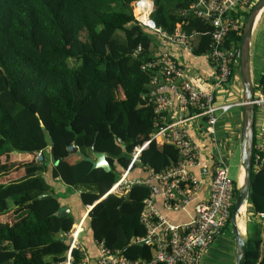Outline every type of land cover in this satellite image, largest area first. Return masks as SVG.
<instances>
[{
	"label": "trees",
	"instance_id": "1",
	"mask_svg": "<svg viewBox=\"0 0 264 264\" xmlns=\"http://www.w3.org/2000/svg\"><path fill=\"white\" fill-rule=\"evenodd\" d=\"M134 1L0 0V158L34 155L19 171L17 165L0 163V264H63L66 259L71 237L64 233L75 219L61 214L64 207L46 179L49 172L67 193L81 191L83 204L91 206L98 242L130 260L155 257L156 243L140 244L148 235L141 221L144 201L154 187L134 183L127 192H110L128 169L135 147L152 138L166 115L156 112L154 102L155 86L169 79L160 62L162 35L135 18ZM194 1L153 0L150 18L172 41L181 31L191 52L208 55L219 69L212 56L216 27L194 13ZM243 27L227 31L220 46L224 51H239ZM239 66V58L231 61L229 78ZM258 88L264 92V74ZM200 112L189 106L187 114ZM94 143L95 151L106 154L111 171L92 168L88 159L94 157ZM180 158L174 143L153 140L132 169L160 173ZM11 211L14 221H3ZM261 213L264 168H253L246 264H264ZM72 255L74 264H81L84 254L74 248Z\"/></svg>",
	"mask_w": 264,
	"mask_h": 264
},
{
	"label": "built area",
	"instance_id": "2",
	"mask_svg": "<svg viewBox=\"0 0 264 264\" xmlns=\"http://www.w3.org/2000/svg\"><path fill=\"white\" fill-rule=\"evenodd\" d=\"M257 1L195 0L191 5L196 15L211 21L216 27L212 56L220 64L218 83H225L229 80V64L240 57L239 51H224L220 47L227 31L238 26V22L232 18V14L240 8H246L249 12ZM140 22L142 23L143 21L140 20ZM147 23L142 24L158 30L156 26L152 27ZM181 33V31H178L177 38L173 40L190 48L189 41L185 40L183 33ZM164 54L160 62L163 63L162 69L165 71L164 73L169 77L168 81H181L179 98L181 116L175 121H170L167 115L162 116L164 125L158 129L148 142L135 147L128 169H126L110 192L119 194L131 184L146 183L140 180L129 183L127 179L128 172L132 169L133 164L140 160L139 156L142 150L150 141L155 140L158 144L169 141L174 143L179 149L181 157L179 162L160 173L148 171L157 180L165 206L171 210H183L191 202L192 196L197 193L200 184V179L190 171L191 166L199 164V154L196 145L189 136L185 126L187 118L183 114L188 113L189 106L201 109L200 113L192 117L203 116L209 129H211L214 128L221 114L228 111L229 106L215 105L214 94L199 89L195 84L188 81L184 67L179 65L177 61H173L168 56L169 54ZM155 81H157V78L154 79ZM154 102L156 112L166 111L167 113L172 104L171 98L165 93H159L155 97ZM252 103L255 109H260L264 114V92L255 95ZM36 159L38 161L43 159L41 152L36 154ZM253 167L256 169L264 168V126L259 130L258 137L254 142ZM202 172L210 177L209 197L208 200L203 199L197 202L194 216L186 223L172 224L153 208V198L156 195L154 190L145 199L141 221L146 226L148 235L147 238L140 241H143L141 243H156L157 251L152 260H130L118 251L112 252L99 242L100 254L98 258L90 261L84 256L81 264H201L203 253L207 247L227 227L231 218V209L234 207L236 199V182L231 177L229 167L224 160L220 159L213 163H203ZM260 217H264V213H261ZM81 230V227H79L67 233L71 237V244L63 264H74L72 255V249L74 248L84 254V250L78 240Z\"/></svg>",
	"mask_w": 264,
	"mask_h": 264
},
{
	"label": "crops",
	"instance_id": "3",
	"mask_svg": "<svg viewBox=\"0 0 264 264\" xmlns=\"http://www.w3.org/2000/svg\"><path fill=\"white\" fill-rule=\"evenodd\" d=\"M151 11L149 12V16ZM244 12H247L246 8H240L233 13L235 16H237L236 20L238 22V25L241 23L242 25H244L245 23L247 16L244 17ZM263 22L264 12L256 25L251 49V68L252 77L255 84V95H259L263 92L262 89L258 88L259 78L261 74H264V27H262ZM157 31L160 32L162 35L161 39H158L159 53H167L172 55L173 58H175L176 61L179 63V65L184 67L186 71L185 76L188 81L195 84L199 89L212 92L214 94L215 105L229 106L228 111L221 114L216 125L214 126V128L211 129H209V126L203 116L189 117L188 114L185 115V118H187V120L185 121V126L192 142L196 145L199 154V164L191 166L190 171L191 173H193V175L200 179V184L197 189V193L192 196L190 200L191 202L187 204V207L185 209L171 210L165 206L164 199L160 194V189L158 187L157 180L151 175L148 170L140 167H135L134 169H131L127 174V179L129 183L140 180L144 182H149L154 187L153 190L156 192V195L153 198V208L164 219H166L172 224H183L190 221L191 218L194 216V209L197 202L203 199L208 200L209 197L210 177L206 176L202 172L203 163H213L217 160L222 159L228 164L230 158H236L238 149L240 152V135L242 125L241 77L239 72L240 70L238 69L235 71L234 75L229 78L227 82L218 83V69L210 60L208 55H194L191 52L190 48L179 45L177 42L172 41L170 38H167L159 29ZM180 85L181 81L179 80L175 82H170L168 80L166 81L165 79H162L161 83L155 86V90L157 92L165 93L171 98L172 104L170 109L166 113L170 121H175L181 116V113L179 112ZM255 110L256 114L254 123V142L255 139L258 137L259 130L262 128V126H264V114L260 111V109ZM18 155H21L25 158L34 157V155L32 154ZM14 156H17L16 153L14 154ZM238 169L239 181V178L241 176L240 163L238 164ZM22 170L21 173H19V176L23 175ZM125 171L126 170L121 171L120 175L122 176ZM46 179L49 184L55 189V191L60 194L61 205H63L64 208H69L68 215L71 214L75 219V223L73 224L71 230H75L79 227H81L82 229L79 233L78 240L81 248L84 250V256H86L88 260L94 261L98 258L100 254V244L95 239L93 230L91 228L89 217V211L91 209V206L83 204L81 200V191L67 193L65 185L61 184L58 179H54L53 177H51V172H49V174L46 176ZM127 189H125L124 192H127ZM243 211L245 213L246 208H244ZM262 218L264 217L259 218L258 222H262ZM241 221L243 222V229H240L244 231L246 226L247 234H249L250 231L248 227L251 226L253 222L250 218V215H248V206L246 211L245 224L242 219ZM238 225L240 227L239 222ZM227 228L228 226L207 247V249L203 253L201 264L208 263V259L210 258V256L212 257V254L214 252H216L215 247L217 246V243L223 238L222 236L224 233L226 234L228 239ZM64 236H68V234L64 233ZM226 246L229 247L230 251L234 255L233 260L231 261V263L228 264H236L235 238L233 239V241L227 240Z\"/></svg>",
	"mask_w": 264,
	"mask_h": 264
},
{
	"label": "water",
	"instance_id": "4",
	"mask_svg": "<svg viewBox=\"0 0 264 264\" xmlns=\"http://www.w3.org/2000/svg\"><path fill=\"white\" fill-rule=\"evenodd\" d=\"M152 8L153 9V0ZM150 10V11H151ZM264 12V0H258L249 11L240 41V77L242 87V125L240 135V165L241 176L239 178L237 194L234 208L231 214V228L235 237L236 244V264H246L247 260V229L245 226L242 231L238 225L239 219H246V211L250 198V190L252 184L253 173V151H254V123L256 110L252 103L255 96V84L252 77V41L256 25ZM146 23V22H142ZM152 27L155 26L154 21L149 18L148 23ZM94 157L88 159L92 168H101L104 171H111V165L107 156L103 152L95 151V143L93 145ZM85 158V157H84ZM246 208L245 213H241L242 208ZM69 208H62L61 214L68 215ZM144 244V243H140Z\"/></svg>",
	"mask_w": 264,
	"mask_h": 264
},
{
	"label": "rangeland",
	"instance_id": "5",
	"mask_svg": "<svg viewBox=\"0 0 264 264\" xmlns=\"http://www.w3.org/2000/svg\"><path fill=\"white\" fill-rule=\"evenodd\" d=\"M150 1H152V0H150ZM136 2L137 1H134L132 3L134 16H135V18L137 17L136 19L138 21H140L141 19L136 14L137 7L139 6L138 3H137V6H136ZM151 5H152V2H151ZM143 9L144 8H142V11H143ZM262 27H264V22L262 24ZM256 38H257V36H256ZM255 44H256V39H255ZM239 154H240V152H239V149H238L236 158H230L229 159V163L227 164L228 167H229L230 175L236 181V184L238 183V171H239L238 164L240 163ZM16 155L17 156H14V154H12V155L10 154L8 156L9 158L7 156L1 157L0 158V163L8 162L7 164H9V165H17V166H15V168H16L15 171H19V166L20 165H22L24 162H28L30 160H33V157L32 158H25V157H23L21 155H18V154H16ZM14 175L17 176L18 174L14 173ZM243 213H244V211H243ZM245 220L246 219L244 218L243 219L244 224H245ZM3 221H9V222H13L14 221V215H13L12 211L9 212L8 214H6V216L3 218ZM230 228H231V223H230V226H228V228H227V230H228V239H227L226 234L224 233L223 236H222L224 239L222 238L217 243V246L215 247V249H216L215 251L216 252H214L212 254V257L210 256V258L208 259V263L207 264H215V263H217V264H228V263H231V261L233 260V257H234L233 253L230 251L229 247L226 246V241L227 240L228 241H233V239L235 238L233 230H232V228L231 229ZM227 230H225V231H227ZM231 255H232V257H231Z\"/></svg>",
	"mask_w": 264,
	"mask_h": 264
},
{
	"label": "bare ground",
	"instance_id": "6",
	"mask_svg": "<svg viewBox=\"0 0 264 264\" xmlns=\"http://www.w3.org/2000/svg\"><path fill=\"white\" fill-rule=\"evenodd\" d=\"M137 3L139 6L137 7L136 14L142 21L148 22V19H149L148 13L152 8L151 1L150 0H137L136 6H137ZM142 8H144L143 11H142ZM243 210H244V207L242 208L241 213L243 212ZM239 223H240V228L243 229V222L241 221V219L239 220Z\"/></svg>",
	"mask_w": 264,
	"mask_h": 264
}]
</instances>
